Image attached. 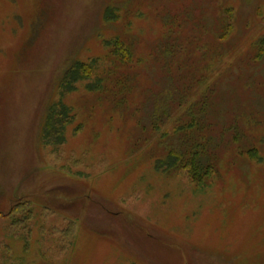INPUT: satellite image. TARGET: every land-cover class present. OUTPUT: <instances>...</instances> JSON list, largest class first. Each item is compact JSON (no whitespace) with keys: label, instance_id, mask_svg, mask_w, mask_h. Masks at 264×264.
<instances>
[{"label":"rangeland","instance_id":"374dc122","mask_svg":"<svg viewBox=\"0 0 264 264\" xmlns=\"http://www.w3.org/2000/svg\"><path fill=\"white\" fill-rule=\"evenodd\" d=\"M260 38L264 0H0V264H264ZM73 61L95 69L64 93ZM48 104L69 111L59 146ZM188 111L204 181L157 170Z\"/></svg>","mask_w":264,"mask_h":264},{"label":"trees","instance_id":"16d2710c","mask_svg":"<svg viewBox=\"0 0 264 264\" xmlns=\"http://www.w3.org/2000/svg\"><path fill=\"white\" fill-rule=\"evenodd\" d=\"M120 15V8L110 5L105 10L104 21L117 23L120 20ZM228 25L229 33L232 25L231 22H229ZM226 35H223L221 38H224ZM114 46L117 53L122 56L121 60H130L131 52L124 42L117 39ZM254 47L257 49L258 53L255 60L260 61L264 57V38L257 40ZM95 64V61L88 65L73 61L63 72L58 82L59 88L62 92L70 93L75 89L74 86L78 82L90 80L94 72L93 70L95 69ZM98 85H101V83ZM97 88L93 87L90 88V90H96ZM190 111L187 112L189 121L186 122V125H182L174 131L175 136H178L181 143H185V148L182 150L172 149L164 156V158L158 159L157 170L159 171V169H162L166 174H170L171 172L182 170L184 167L188 166L190 167V173L194 181H204L213 169L212 159L207 156V143L209 140L204 132L201 133L203 130H200V134H197L196 140H194L192 133L195 132V129L198 127H203L196 114L193 112L191 113ZM46 115L42 124L41 139L48 144L59 146L64 142L63 133L68 125V121L70 122L69 111L62 104H48ZM166 115L167 112L165 111L164 113H161V115L155 116V126H158L159 123H163V118ZM168 117H170V115ZM254 150L255 149L251 148L248 152L251 154Z\"/></svg>","mask_w":264,"mask_h":264}]
</instances>
